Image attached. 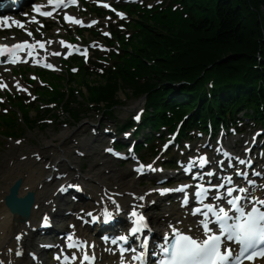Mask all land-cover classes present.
Listing matches in <instances>:
<instances>
[{
  "label": "snow or ice",
  "instance_id": "6c2138e0",
  "mask_svg": "<svg viewBox=\"0 0 264 264\" xmlns=\"http://www.w3.org/2000/svg\"><path fill=\"white\" fill-rule=\"evenodd\" d=\"M66 3H75V0H48V4L55 9H59ZM104 7L109 5L104 4ZM42 5H33V11L40 16L51 17L52 11H42ZM26 16L28 14H25ZM118 16H123L122 13H117ZM64 19L74 24H81L82 21L73 18L70 15H65ZM32 22H37L36 16L31 17ZM9 17H3L5 25L8 24ZM12 24L23 28L24 25L16 20L11 21ZM93 24L98 23L92 21ZM109 35V33H104ZM31 35V33H28ZM39 43L41 48L43 43ZM64 45L65 42H60ZM33 45L27 41L23 43L13 44L11 46L0 45V56L8 52L11 63H16L17 51L32 49ZM28 55L32 56V52L28 51ZM60 55V53H53ZM51 68L52 65H47ZM6 84L0 83V88L6 87ZM19 88V85H17ZM139 119V115L136 117ZM225 155H228L225 153ZM199 165L201 168L207 163L205 157H199ZM195 163V161H193ZM239 164H245L243 159L238 160ZM149 169L153 165L147 166ZM260 176L261 173H253ZM213 172H208L207 177H213ZM235 175L245 177L243 184L236 183L234 185L233 177L227 176L222 180H218L216 184L207 181L206 188L197 186L193 203L203 207L196 206L192 209L191 215L200 217L199 222L195 223L194 227H183V221H178L169 226V231L165 233L162 242L158 245L159 252L153 253L158 257L156 264H254L257 259H264V196H257L256 192L264 193V183L257 185L255 181L248 178V174L237 170ZM199 178V177H197ZM207 179V178H206ZM78 187V186H77ZM63 190V189H61ZM161 194L171 191L169 189L159 190ZM179 191L186 192V187L182 186ZM204 195V202L199 198ZM111 199V198H110ZM139 200H144V196L138 197ZM115 203V202H114ZM189 204V196L183 197V205L187 207ZM116 211H119V205L115 204ZM92 220L96 217L91 213H87ZM107 212L105 213V221L109 219ZM133 217H138L134 222L135 226L131 228V234L146 231L147 225L144 223L145 217L133 211ZM46 219V218H45ZM19 239V237H17ZM129 237L127 235L119 236V240L127 243ZM113 244L117 241L113 239ZM147 243V240L141 237V251L137 256L135 247L129 248L131 259L140 261L143 259L142 247ZM17 255H20L18 252ZM87 259V257H85Z\"/></svg>",
  "mask_w": 264,
  "mask_h": 264
},
{
  "label": "bare ground",
  "instance_id": "6f19581e",
  "mask_svg": "<svg viewBox=\"0 0 264 264\" xmlns=\"http://www.w3.org/2000/svg\"><path fill=\"white\" fill-rule=\"evenodd\" d=\"M66 132H62L60 136H65ZM5 180L0 184V199H2L7 191V188L9 187L12 179L14 177H20L22 180V185L19 191V196L23 195L25 190L31 191L35 195V205L33 209L31 210V214L29 217V220L26 223L18 224L15 222V220L11 219L10 214L4 207V205L0 202V264H13L15 257L14 254H16L18 251L21 250L20 245L22 243L31 244V247H38L39 245L36 244L34 241V233L37 232L36 225L39 222V220L43 218H49L51 223H55L59 219V215L52 211H46V206L43 201H41V196L43 194H47L44 188V183L37 181L36 178H33V176L28 171H13L12 173L6 172L5 173ZM100 181L101 183H105V180H99L96 176H90V180L87 182L91 183L92 181ZM131 180V179H130ZM132 181V180H131ZM86 187V186H85ZM90 193H93L95 198V205H99L98 211H107L109 210L104 204L101 203V199L99 196L95 195L94 190L89 189ZM61 199V198H59ZM63 199H61L62 201ZM119 205V209L124 208V206ZM115 207V206H114ZM116 208V207H115ZM144 205L141 204L139 207L129 203L126 208L125 212L129 213L127 210H134L137 209L139 211H142L144 209ZM148 210V209H147ZM118 211H116L117 213ZM102 214L106 212H101ZM110 214V213H108ZM111 218H113V215L110 214ZM151 221L153 223H156L158 226L163 225L162 218L158 217H151ZM77 231L84 235L87 231L86 229H80L79 226L76 227ZM19 237V239H17ZM87 240L91 242V237L88 236ZM107 249H104L101 253V256L104 255L109 259L113 258V253ZM14 252V253H13ZM31 252L30 249L26 251L25 255L27 256ZM12 254H13V261H12ZM32 255H28V260L31 258ZM12 261V262H11ZM17 263L24 264L23 260L16 261ZM27 264V262L25 263Z\"/></svg>",
  "mask_w": 264,
  "mask_h": 264
},
{
  "label": "trees",
  "instance_id": "16d2710c",
  "mask_svg": "<svg viewBox=\"0 0 264 264\" xmlns=\"http://www.w3.org/2000/svg\"><path fill=\"white\" fill-rule=\"evenodd\" d=\"M242 6L245 5L246 0H240ZM256 3V1H255ZM259 5L263 7L264 10V0H258ZM246 8L243 9H218L217 15L219 19V28L216 29V35L212 37V40H200L194 42L192 51L185 55L183 59H194L202 54V49L206 51L204 53V58L206 62H214L224 57H234L230 60L235 61V65L240 64V60L237 61V56L239 54L250 55L252 49H261L264 52V17L261 19L262 32L259 33L255 27L251 29L252 20L246 16ZM207 26L204 25L203 29H206ZM213 31V28L210 27L207 31ZM241 32V33H240ZM175 48L176 45L174 46ZM199 47V48H196ZM180 51V50H179ZM184 53V52H183ZM237 70H234V73L237 74Z\"/></svg>",
  "mask_w": 264,
  "mask_h": 264
},
{
  "label": "rangeland",
  "instance_id": "374dc122",
  "mask_svg": "<svg viewBox=\"0 0 264 264\" xmlns=\"http://www.w3.org/2000/svg\"><path fill=\"white\" fill-rule=\"evenodd\" d=\"M142 1H147V0H142ZM96 80L95 78H92V81ZM51 89L53 91H57L56 90V87L51 85ZM128 91L127 89L123 90L122 92L120 93H117L116 97L117 98H122V95L125 94V92ZM83 101L85 102V97L82 93H80ZM125 96V95H123ZM40 97V96H38ZM138 102V97H135L134 99L133 98H128L127 101H125V105L123 108L121 109H117V112H116V119H115V122L117 121V124H120V125H124L126 120L128 119H131V115L135 112H129V113H126V111L128 112V109L132 106H134L136 103ZM119 108V107H118ZM52 124V123H51ZM49 124V125H51ZM116 129H118L117 126H115ZM53 129L54 131L52 132V130L50 131V129H44V130H41L40 132H36V130L33 128L31 129L30 131H28L26 133V141H27V144L31 147L29 149H26L27 150V153H31L32 151H37L40 155V157H44L42 162H36L37 165L39 166H42L43 165V162H46V159L49 158V153L47 151H44L43 149H41V147L43 146V139H48V140H51V136H52V133H55V132H58L60 127L57 126L56 124H53ZM84 129L85 128H82V129H79L77 134L80 135V136H83L86 132H84ZM125 129V128H124ZM128 132H131V131H128ZM102 147H99L98 149H95L93 151H91L88 155V158H85V159H82L78 162L79 166L81 167L84 174H86V172L90 169H92V174L93 175H98L99 177H102L103 175H105V177L107 179H109L110 181L116 179V176L115 175H112L110 173V171L112 170L110 168V164L108 165H105L103 163H101V161H99V154H100V150H101ZM77 149H79V147H77ZM72 150L73 149H69L68 150V153H69V157L70 158H73L74 157V154L72 153ZM11 151L9 153V155L7 154H4V155H0V174L2 173V170L3 168L8 165V161L11 159V163L14 164V162L16 163H21L19 161H17L15 159V153L12 154ZM11 155V156H10ZM8 156H10V158H8ZM30 161H33L30 159ZM48 162V161H47ZM46 162V163H47ZM31 169H34L33 166L30 167ZM120 168H122L119 172H117V176H121L122 177V174H129L130 173V170H129V165L126 164V165H123L121 166ZM4 171V170H3ZM123 178V177H122ZM134 186H133V189L132 190H145L147 187L144 185L143 182H141L140 180H135L134 182ZM53 186V184H51L50 188ZM96 186V185H95ZM120 188L126 192V193H131V188L129 187L128 184H120ZM75 207H79V204H73ZM58 208V207H56ZM68 211H73L71 210L74 209V210H77V208H73V207H70L68 206L67 207ZM59 209V208H58ZM155 213V212H154ZM157 213V212H156ZM61 215H66V213L64 212V209L63 211L60 212ZM68 221V220H67ZM66 223V222H65ZM44 264H47V263H44ZM52 264V263H50Z\"/></svg>",
  "mask_w": 264,
  "mask_h": 264
}]
</instances>
